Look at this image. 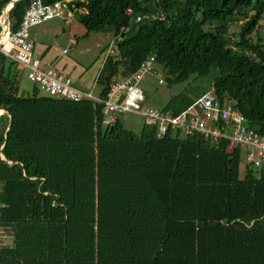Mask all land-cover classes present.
<instances>
[{
	"label": "trees",
	"instance_id": "trees-1",
	"mask_svg": "<svg viewBox=\"0 0 264 264\" xmlns=\"http://www.w3.org/2000/svg\"><path fill=\"white\" fill-rule=\"evenodd\" d=\"M10 1L0 0V16ZM29 2L10 5V32ZM73 5L83 35H113L94 79L100 99L154 54L165 85L186 82L160 110L177 113L210 90L264 135V0ZM23 74L0 52V229L12 237L0 264H264V167L244 162L240 176L239 146L228 153L198 133L104 124L101 103L34 84L22 92Z\"/></svg>",
	"mask_w": 264,
	"mask_h": 264
},
{
	"label": "built area",
	"instance_id": "built-area-1",
	"mask_svg": "<svg viewBox=\"0 0 264 264\" xmlns=\"http://www.w3.org/2000/svg\"><path fill=\"white\" fill-rule=\"evenodd\" d=\"M64 1L66 0L44 4L40 0H30L17 28L12 32L8 30L7 21L4 23L2 14L0 16V52L24 71L25 77L37 90L72 101L90 99L101 103L104 124L114 123L117 115L125 111L135 112L141 115L144 124L154 128L156 137L171 130L181 135L198 133L211 146L224 142V150L228 153L239 146L246 164L252 169L264 167V135L247 126L245 117L234 108L228 97L220 100L208 90L177 113L141 104L144 97L139 84L145 74L155 72L154 54L142 59L128 76L111 83L102 99L89 90L75 87L71 78L63 72L49 66L42 68L39 59L32 54L33 44L28 38L29 28L52 17L63 16ZM107 51L112 52L113 47ZM161 82L158 79L157 83ZM6 232L9 230L0 229V246L5 244L2 238L8 236Z\"/></svg>",
	"mask_w": 264,
	"mask_h": 264
},
{
	"label": "rangeland",
	"instance_id": "rangeland-1",
	"mask_svg": "<svg viewBox=\"0 0 264 264\" xmlns=\"http://www.w3.org/2000/svg\"><path fill=\"white\" fill-rule=\"evenodd\" d=\"M73 0H66L63 2L62 13L63 16H55L44 22L38 24H47L49 31L43 35L40 42L34 43V52H43V60L49 63L46 66L52 67L58 71L63 72L71 78V82L82 89L86 84L92 94H96L98 87L94 83L97 71L102 63L103 56L108 53V48L113 47V35L111 32H88L83 35L84 28L77 21L76 16L73 14L71 7ZM243 22L242 18H236L228 23V31L232 38L237 37L239 25ZM37 25V24H36ZM33 27V26H32ZM31 28V27H30ZM29 28V30H30ZM258 36L264 37V13L259 21L257 27ZM249 36L253 39L254 32L252 31ZM161 79V83H157ZM186 82L175 83L169 86L163 83V77L160 69H155V72L145 74L139 84L143 93V106H150L159 109L169 98L170 95L180 92L185 86ZM25 74L19 80V90L22 92H29L32 86ZM84 87V88H87ZM38 91V94L43 92ZM2 110H0V113ZM117 118L125 130L137 133L140 129L143 120L141 115L135 112L125 111L117 115ZM244 161L240 162L239 175H242V168ZM8 236L2 238V242L9 245L12 242L10 232H6Z\"/></svg>",
	"mask_w": 264,
	"mask_h": 264
},
{
	"label": "crops",
	"instance_id": "crops-1",
	"mask_svg": "<svg viewBox=\"0 0 264 264\" xmlns=\"http://www.w3.org/2000/svg\"><path fill=\"white\" fill-rule=\"evenodd\" d=\"M74 7V5L72 4V8ZM44 22V21H43ZM47 24H50V23H47ZM47 24H37V25H34L33 27L30 28L29 32H28V38L29 40L32 42L33 44V51H32V54L37 57L40 61V63L42 65H48L49 63L45 62L47 60H43V52L40 51H36L37 54H35L34 52V43L37 41V42H40L42 43V39H43V35L47 34V33H51L52 31H49V26H53V24L51 23V25H47ZM105 56V55H104ZM103 56V58H104ZM48 67V66H46ZM72 84H73V81H72ZM74 85V84H73ZM75 86V85H74ZM77 87V86H75ZM84 87H87V85L85 84ZM82 88L81 90H87V88ZM80 89V88H78Z\"/></svg>",
	"mask_w": 264,
	"mask_h": 264
},
{
	"label": "water",
	"instance_id": "water-1",
	"mask_svg": "<svg viewBox=\"0 0 264 264\" xmlns=\"http://www.w3.org/2000/svg\"><path fill=\"white\" fill-rule=\"evenodd\" d=\"M15 1V0H11L5 7H4V10L2 11V19L4 21V23H6L7 21V11L10 7V5L12 4V2ZM10 116H8V121H7V125L10 123Z\"/></svg>",
	"mask_w": 264,
	"mask_h": 264
}]
</instances>
